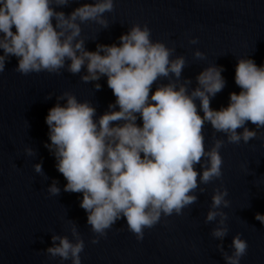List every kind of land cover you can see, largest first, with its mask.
<instances>
[{"label": "clouds", "instance_id": "clouds-1", "mask_svg": "<svg viewBox=\"0 0 264 264\" xmlns=\"http://www.w3.org/2000/svg\"><path fill=\"white\" fill-rule=\"evenodd\" d=\"M68 2L0 0V72L14 55L15 70L25 75L59 73L61 69L76 74L83 66L86 74L80 79L84 82L106 76L115 100L99 116L89 100H78L70 91L57 95V102L45 116L50 142L44 146L66 179L64 191L82 194L80 207L96 234L92 243L122 217L128 230L141 240L144 229L156 224L162 214L180 215L183 208L195 202L198 185L221 177L219 149L224 140L215 138L206 148L202 131L205 123H210L215 132L224 133L231 143H246L264 128V63L257 65L250 56L237 58L234 81L240 91L229 93L227 106L214 109L210 99L226 82L222 65L203 68L195 77L196 86L190 88L189 78L180 79L184 56H172L174 49L153 41L148 25L139 23L118 37L119 44L97 43L95 50H87L81 22L93 20L107 27L102 14L113 9L114 0L84 2L67 15L55 10L54 6ZM189 42L195 44L197 38L191 37ZM193 54L204 56L199 49ZM160 77L171 78L160 83ZM154 82L156 87L150 94ZM94 87L99 89L101 85L95 83ZM247 121L255 128L249 129ZM24 152L32 155L33 149L25 147ZM33 168L42 173L40 162ZM204 190L199 188L200 192ZM60 191L53 178L47 192L57 195ZM226 196L223 185L213 189L205 222L216 221L211 235L221 241L217 248L225 264H240L248 247L240 233L232 237L231 254L223 248L228 227L227 213L221 206L229 205ZM254 218L264 224V214L257 212ZM70 232L73 240L52 233V244L44 251L51 257L59 256L61 262L70 259L71 264H81L84 241L74 222Z\"/></svg>", "mask_w": 264, "mask_h": 264}, {"label": "water", "instance_id": "water-1", "mask_svg": "<svg viewBox=\"0 0 264 264\" xmlns=\"http://www.w3.org/2000/svg\"><path fill=\"white\" fill-rule=\"evenodd\" d=\"M84 2L91 0H69L67 5L54 8L67 15ZM102 15L107 27L93 20L81 22L87 50H95L97 43L119 44L118 37L139 23L148 25L153 41L174 49L172 56H184L180 79L189 78L190 88L196 86L195 77L203 68L222 65L226 82L210 99L214 109L227 106L229 93L240 91L234 81L237 58L250 56L257 65L264 63V0H114L113 9ZM191 37L197 38L195 44L189 42ZM196 49L204 53L203 58L194 56ZM16 65L17 58L10 56L0 72V264H71L70 259L61 262L59 256L51 257L44 251L52 244V233L74 239L71 222L84 241L81 264H225L217 248L221 241L211 235L216 221L205 222L213 189L220 185L227 188L225 198L229 200L227 207L221 206L227 213L228 227L222 241L224 250L231 254L232 237L240 233L248 245L240 264H264V224L254 218L257 212L264 214V128L246 143H231L224 133L215 132L210 123H205L202 131L206 148L215 138L224 140L219 149L221 177L198 185L195 202L183 208L180 215L162 214L156 224L144 229L141 240L128 230L122 217L92 243L96 234L80 207L82 194L64 191L66 179L44 146L50 142L45 116L64 91L72 92L78 100H89L97 116L107 110L115 96L106 76L82 81L80 76L86 74L83 66L76 74L61 69L59 73L25 75L15 70ZM170 78L160 77L158 82L167 83ZM95 83L101 87L96 89ZM48 93L52 95L46 98ZM196 103L199 105L198 99ZM246 126L255 128L250 121ZM25 147H31L33 154H26ZM37 162L42 173L33 168ZM53 178L61 189L57 195L47 192ZM200 187L205 190L200 192Z\"/></svg>", "mask_w": 264, "mask_h": 264}]
</instances>
